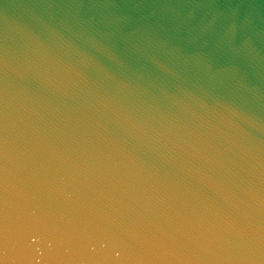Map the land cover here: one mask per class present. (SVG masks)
I'll list each match as a JSON object with an SVG mask.
<instances>
[{
  "label": "water",
  "instance_id": "obj_1",
  "mask_svg": "<svg viewBox=\"0 0 264 264\" xmlns=\"http://www.w3.org/2000/svg\"><path fill=\"white\" fill-rule=\"evenodd\" d=\"M0 264H264V0H0Z\"/></svg>",
  "mask_w": 264,
  "mask_h": 264
}]
</instances>
